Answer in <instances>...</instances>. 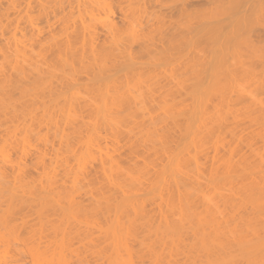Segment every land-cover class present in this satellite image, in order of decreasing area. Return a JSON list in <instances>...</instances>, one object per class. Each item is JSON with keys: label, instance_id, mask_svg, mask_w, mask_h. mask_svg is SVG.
<instances>
[{"label": "bare ground", "instance_id": "obj_1", "mask_svg": "<svg viewBox=\"0 0 264 264\" xmlns=\"http://www.w3.org/2000/svg\"><path fill=\"white\" fill-rule=\"evenodd\" d=\"M0 264H264V0H0Z\"/></svg>", "mask_w": 264, "mask_h": 264}]
</instances>
